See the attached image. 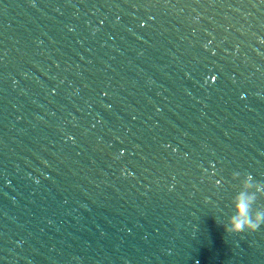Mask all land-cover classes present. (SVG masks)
<instances>
[{
    "label": "water",
    "instance_id": "95a60500",
    "mask_svg": "<svg viewBox=\"0 0 264 264\" xmlns=\"http://www.w3.org/2000/svg\"><path fill=\"white\" fill-rule=\"evenodd\" d=\"M0 264H264V0H0Z\"/></svg>",
    "mask_w": 264,
    "mask_h": 264
}]
</instances>
